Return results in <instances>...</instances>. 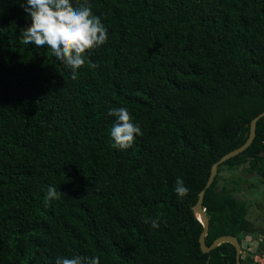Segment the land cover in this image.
<instances>
[{"label": "trees", "instance_id": "obj_1", "mask_svg": "<svg viewBox=\"0 0 264 264\" xmlns=\"http://www.w3.org/2000/svg\"><path fill=\"white\" fill-rule=\"evenodd\" d=\"M24 3L0 0V264H236L230 244L201 252L192 207L264 111V0H88L108 42L75 81L47 46L22 43ZM116 107L143 132L125 150L110 135ZM236 171L264 188V117L205 191L207 246L261 231L241 199L248 179L224 177Z\"/></svg>", "mask_w": 264, "mask_h": 264}, {"label": "clouds", "instance_id": "obj_2", "mask_svg": "<svg viewBox=\"0 0 264 264\" xmlns=\"http://www.w3.org/2000/svg\"><path fill=\"white\" fill-rule=\"evenodd\" d=\"M21 7L31 20L28 27L21 29L22 43L33 44L38 48L47 46L51 49L52 55L70 68L71 79L74 81L78 78L77 71L85 65V56L88 52L108 42L107 28L100 17L93 14L88 0H82L76 6L71 0H25ZM108 115L115 117L110 132L114 148L120 150L131 148L135 137L143 135L140 126L133 123L126 107L111 108ZM241 174L243 177L246 175L244 178L248 176L240 172ZM252 174L255 175L253 172ZM174 191L178 196L184 197L189 189L178 177ZM60 195L55 187L47 188L46 199L49 202L59 199ZM159 221V216L151 219V226L158 228ZM145 223H149V220L146 219ZM259 230L261 231L248 235V238L245 235L235 237L240 245V260L244 258L246 239L255 241L258 237H264V228ZM243 260L246 264L247 261ZM56 264H100V258L74 254L72 258H58Z\"/></svg>", "mask_w": 264, "mask_h": 264}, {"label": "water", "instance_id": "obj_3", "mask_svg": "<svg viewBox=\"0 0 264 264\" xmlns=\"http://www.w3.org/2000/svg\"><path fill=\"white\" fill-rule=\"evenodd\" d=\"M262 117H264V111L261 112L259 115H257L254 119H252V121L250 122L248 138L244 142L243 145H241L239 148L225 154L222 158H220L217 162H215L212 165L207 183L205 184L204 189H202L199 192L197 202L192 207V211H193L195 217L199 220V222L201 223L202 228H203V230L199 236V240H198L201 252L202 253H210V251H212L213 249H215L216 247H218L219 245H221L223 243L230 244L235 249L236 264H240V245L238 243V240L235 237H233V236H221V237L216 238L211 243V245L207 246L205 244V237H206L208 230H209V220L205 214V210L202 208V202H203V197H204L206 189L210 187V185L212 184V182L214 180V177L217 173L218 166L223 164L227 160L241 154L251 145V143L253 142L254 137H255L256 122Z\"/></svg>", "mask_w": 264, "mask_h": 264}, {"label": "rangeland", "instance_id": "obj_4", "mask_svg": "<svg viewBox=\"0 0 264 264\" xmlns=\"http://www.w3.org/2000/svg\"><path fill=\"white\" fill-rule=\"evenodd\" d=\"M240 171L236 173H224V177H236ZM246 177V175L244 176ZM257 175L250 173L247 176L248 183L245 185L244 190L241 192V199L247 202L248 215L247 219L252 222L257 229L264 228V188L259 180L256 179ZM247 187H251L247 190ZM240 195V194H239Z\"/></svg>", "mask_w": 264, "mask_h": 264}, {"label": "built area", "instance_id": "obj_5", "mask_svg": "<svg viewBox=\"0 0 264 264\" xmlns=\"http://www.w3.org/2000/svg\"><path fill=\"white\" fill-rule=\"evenodd\" d=\"M246 264H264V237H258L255 241L244 242Z\"/></svg>", "mask_w": 264, "mask_h": 264}]
</instances>
